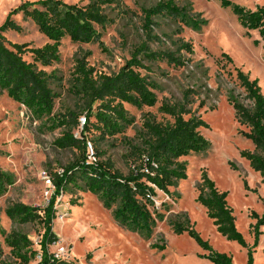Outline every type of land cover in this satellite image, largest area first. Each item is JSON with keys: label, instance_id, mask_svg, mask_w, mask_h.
<instances>
[{"label": "rangeland", "instance_id": "rangeland-1", "mask_svg": "<svg viewBox=\"0 0 264 264\" xmlns=\"http://www.w3.org/2000/svg\"><path fill=\"white\" fill-rule=\"evenodd\" d=\"M39 0H0V26L8 14L24 2ZM68 5L86 6L96 0H62ZM159 0H117L106 7L111 22L98 27V42L74 44L68 38L59 48L60 61L50 67L37 68L52 77L51 88L56 95L54 118L36 120L22 105L0 96V168L10 174L13 184L0 194V228L5 236L12 232L26 235L38 250L42 229L37 224L21 225L10 221L5 211L14 204L37 208L48 205L53 187L45 177L79 158L75 150H60L55 141L63 129L55 127L54 121L67 113L82 114L85 104L73 93L74 68L78 60L84 59L94 76L117 74L132 58L135 49L145 41L143 33V10L157 4ZM192 5L194 16L206 23L193 31L180 27L177 22L161 17L152 26L159 41L150 45L153 52L171 51L184 62L182 66L170 65L164 60L143 61L144 69L137 70L153 87L157 103L153 108L138 110L124 105L133 121L124 133L98 142V134H87L96 153L99 149L103 162L110 161L114 170L128 175L132 166L131 145L139 146L145 116L167 125L173 120L160 112L163 104L183 101L187 92L191 105V116H199L207 127L200 130L210 143V148L201 154H192L180 161L186 163L187 180L178 182L170 189L169 199L155 209L156 226L151 237L132 233L120 227L112 217V210L103 208L97 197L70 186L55 203L56 219L53 232L58 242L50 251L63 247L72 264H213L210 250L205 249L188 233L174 235L169 222L186 215L192 228L210 249L226 254L232 264H248V254L253 264H264V225L260 226L255 244L254 227L257 219L264 216V184L258 173L240 157L244 151L254 147L242 134L248 133L235 118L228 98H238L248 106L244 90L237 80L236 69L250 81H258L264 95V43L256 32L250 35L241 27L230 9L221 7L219 0H177ZM247 10L264 6V0H229ZM20 32H6L11 44L42 48L48 40L38 32L36 25L21 14L13 16ZM190 43L194 54L177 53L175 42ZM223 55L231 59L229 63ZM33 62L30 55L24 56ZM80 117H84L82 114ZM77 130L74 134H77ZM133 156V154H132ZM205 171L221 192L228 193V205L233 210L236 228L245 239L246 247L227 241L207 217L206 211L196 204V187L201 173ZM158 202L162 197L155 196ZM156 205V204H155ZM0 235L3 260L19 264ZM38 257L30 264H38Z\"/></svg>", "mask_w": 264, "mask_h": 264}, {"label": "trees", "instance_id": "trees-1", "mask_svg": "<svg viewBox=\"0 0 264 264\" xmlns=\"http://www.w3.org/2000/svg\"><path fill=\"white\" fill-rule=\"evenodd\" d=\"M219 1L222 8L233 12L247 35L256 32L264 43V6L252 11L229 0ZM116 3L117 0H96L86 6H79L68 5L62 0H39L24 2L12 10L0 26V96L6 94L9 99L25 107L36 120L54 118L56 95L51 88L52 77L39 70L37 65L50 67L58 63L59 48L62 40L66 38L74 44L98 42L100 34L97 28H104L111 22L106 7ZM19 14L31 20L49 43L42 48L9 43L4 34L21 31L12 19ZM143 16L145 41L135 49L131 60L117 74L94 76V70L88 67L84 59L76 62L72 91L85 104L82 111L84 117L76 113L57 117L54 125L63 129V133L54 145L60 150L77 151L79 158L66 166L61 175L55 173L51 176L54 191L45 208L14 204L5 211L12 222L21 225L37 224L42 229L38 250H35L33 242L26 235L12 232L5 236L0 228V235L5 236V244L19 264H30L37 257L41 258L38 264H72L70 261L54 260L50 252V247L58 242V237L53 232L55 203L70 186L97 197L104 209L112 210V217L120 227L147 238L151 237L156 226V211L148 196L155 197L160 192L170 195L171 188H175L178 182L187 180L186 163L180 160L192 154H201L210 148V143L200 132L207 127L201 117L193 115L185 118L191 115L188 106L192 104V92H187L182 102L163 104L160 107V112L173 120L172 124L163 125L150 116H145L140 145H131L130 159L133 167L128 175L114 170L110 161L100 160L99 149L96 153L93 150L95 163L89 162L88 144L92 146L94 141L95 145V140H88L87 134L97 133L98 142L114 138L133 124L124 105L138 110L155 107L157 99L152 91L153 87L137 71L144 69L143 61L164 60L170 65H184L183 60L171 51L151 50L150 45L159 41L152 30V26H155L154 20L168 18L178 23L180 31L183 28L197 31L201 25L206 24L200 22L199 16H194L191 4L177 0H159L156 5L144 9ZM175 46L179 54H194L192 45L181 39L175 42ZM26 55H30L33 62H27L24 59ZM223 58L231 63L228 56L223 55ZM235 71L250 104L245 106L235 97L228 98V102L239 125L249 130L242 134L254 147L253 151L242 152L240 157L260 175L264 184V95L258 81H250L241 71ZM81 119L85 120L82 130ZM77 129V134H74ZM12 184V176L0 168V194ZM196 191V204L206 211L217 232L227 241L246 247L243 235L236 228L233 210L228 205V193L219 191L205 171L201 173ZM252 216L258 221L252 226L257 244L260 226L264 225V216ZM169 226L174 235L188 233L205 249L210 250L213 264H232L229 256L212 251L209 244L202 241L186 215L171 220ZM2 256L0 248V264H13L3 260ZM248 264H253L250 254Z\"/></svg>", "mask_w": 264, "mask_h": 264}, {"label": "built area", "instance_id": "built-area-1", "mask_svg": "<svg viewBox=\"0 0 264 264\" xmlns=\"http://www.w3.org/2000/svg\"><path fill=\"white\" fill-rule=\"evenodd\" d=\"M84 125H85V120L81 119V122H80V129L81 130L83 129ZM87 156H88V160H89L90 163H95L96 159H95V156H94V152H93L92 146L90 144H88ZM56 173L61 175L63 173V170H59ZM44 179H45L46 183L49 186L53 187L51 177H45ZM158 196H160V198L162 197V201L161 202H158L156 200V197H154L153 195H149L148 196V198L153 202V205H154L155 209L156 208L159 209L160 206L162 205V203L166 202L169 199V195L161 193V192L157 194V197ZM51 254H52L54 260H56V261H60V260H62V261H70V259L68 258V253L63 247H60V248L54 250L53 252H51ZM38 259L40 261L41 258L38 257Z\"/></svg>", "mask_w": 264, "mask_h": 264}]
</instances>
